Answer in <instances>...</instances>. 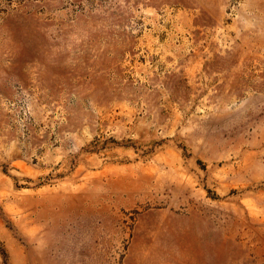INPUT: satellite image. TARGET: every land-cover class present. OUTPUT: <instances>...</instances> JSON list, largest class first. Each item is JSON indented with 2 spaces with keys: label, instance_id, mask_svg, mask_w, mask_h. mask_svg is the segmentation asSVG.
Returning a JSON list of instances; mask_svg holds the SVG:
<instances>
[{
  "label": "rangeland",
  "instance_id": "1",
  "mask_svg": "<svg viewBox=\"0 0 264 264\" xmlns=\"http://www.w3.org/2000/svg\"><path fill=\"white\" fill-rule=\"evenodd\" d=\"M0 264H264V0H0Z\"/></svg>",
  "mask_w": 264,
  "mask_h": 264
}]
</instances>
